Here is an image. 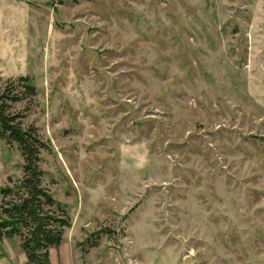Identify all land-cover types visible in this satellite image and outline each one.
Listing matches in <instances>:
<instances>
[{"label": "rangeland", "instance_id": "1", "mask_svg": "<svg viewBox=\"0 0 264 264\" xmlns=\"http://www.w3.org/2000/svg\"><path fill=\"white\" fill-rule=\"evenodd\" d=\"M20 76L71 220L52 264H264V0H0ZM22 164L0 139V187Z\"/></svg>", "mask_w": 264, "mask_h": 264}, {"label": "trees", "instance_id": "2", "mask_svg": "<svg viewBox=\"0 0 264 264\" xmlns=\"http://www.w3.org/2000/svg\"><path fill=\"white\" fill-rule=\"evenodd\" d=\"M36 95L28 76L0 85V139L15 145L23 159L22 176L8 178L0 187V244L3 239L17 238L26 264H52L50 250L59 247L71 220L66 207L43 184L40 162L45 142L37 128L24 125L23 114L12 110L16 104L32 103Z\"/></svg>", "mask_w": 264, "mask_h": 264}]
</instances>
